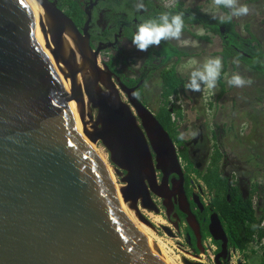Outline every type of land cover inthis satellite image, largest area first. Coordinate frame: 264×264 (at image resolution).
Segmentation results:
<instances>
[{
    "label": "water",
    "instance_id": "1",
    "mask_svg": "<svg viewBox=\"0 0 264 264\" xmlns=\"http://www.w3.org/2000/svg\"><path fill=\"white\" fill-rule=\"evenodd\" d=\"M36 1L50 29L36 13L46 49L67 86L71 83L79 119L46 60L24 3L0 0V264H166L122 209V203L129 206L157 233L143 213L161 214L154 197L164 201L168 218L176 200L198 251L205 254L170 134L136 89L107 65L100 66L108 47L93 49L91 19L80 31L57 2ZM82 135L108 152L121 182L122 203L114 191L116 176ZM194 204L205 210L198 195ZM175 218L172 225L179 233L180 219ZM163 230L175 238L172 230ZM209 234L220 244L215 264L228 263L229 239L217 214L210 218Z\"/></svg>",
    "mask_w": 264,
    "mask_h": 264
},
{
    "label": "rangeland",
    "instance_id": "2",
    "mask_svg": "<svg viewBox=\"0 0 264 264\" xmlns=\"http://www.w3.org/2000/svg\"><path fill=\"white\" fill-rule=\"evenodd\" d=\"M34 1L40 6L36 0ZM165 1L168 6H172V3L179 0ZM180 1L189 8L202 7L207 15L217 20H220L221 15L227 20L231 12L228 8L223 9L221 5L217 6L215 0ZM237 3L246 4L249 8L247 15L232 19L236 24L237 32L243 38H250V34L254 35L264 52V0H237ZM39 9L46 21L41 6ZM206 35L210 37L211 42L197 38ZM181 40L187 41V44H180L175 40L167 42L179 51L189 54V57L183 59L177 66V73L184 80L185 85L189 82L191 72L201 68L208 58H221L223 46L219 36L207 34L199 27L193 28L191 33H182ZM121 48V51L103 52L100 56V66L112 62L117 72L121 74L122 80L138 82L146 71L148 51H139L129 43H123ZM191 60H195L196 63L189 64ZM158 63H155L156 67H148L150 74L141 91V101L155 114L159 109L163 93L160 71H157ZM222 64V73L215 88L208 89L202 84L201 90L197 92L186 90L184 87L180 95L173 99L177 110L180 109L182 113L178 124L179 130L189 149L190 159L199 171H205L210 163L214 146H219L224 156L223 168L226 176L239 182L246 195L250 196L253 191H257L254 193V200L258 215L261 217L264 212V79L243 63L236 61L225 63L222 59ZM234 74L241 75L251 83H246L243 87L230 86L228 80ZM220 80L225 86L223 96H220L223 91L219 84ZM123 99L128 102L125 96ZM92 146L106 170L116 176L105 148L101 144ZM185 166L182 162L186 173ZM192 179L194 191L198 195L199 188L203 187V184L194 175ZM115 184V189L121 188V182L117 176ZM202 196L203 203L208 204L210 195L202 191ZM117 197L122 203L120 196L117 195ZM122 209L135 224V229L165 258L166 264H185L186 261L202 264L215 262L218 247L210 242L211 239L205 243L207 252L197 255L185 236H178L175 231V238L166 234L164 228L172 231L173 229L163 215L160 217L153 213L145 215L158 230L155 233L139 221L129 206L122 203ZM252 250L254 253L250 252L245 256L230 250L227 264H261L262 246L256 243Z\"/></svg>",
    "mask_w": 264,
    "mask_h": 264
},
{
    "label": "trees",
    "instance_id": "3",
    "mask_svg": "<svg viewBox=\"0 0 264 264\" xmlns=\"http://www.w3.org/2000/svg\"><path fill=\"white\" fill-rule=\"evenodd\" d=\"M62 10L67 11V15L74 21L77 27L84 24V13L79 2L73 0H61ZM224 9L225 7L221 5ZM150 10L149 19L158 18L161 14L169 15L183 14L184 31L183 33H191L193 28H202L207 34L219 36L222 40L221 58L225 63L228 61H236L243 63L250 70L256 72L264 79V52L257 38L250 34V38H243L236 30V24L230 20L221 23L220 20L214 19L207 15L202 7L188 8L185 3L179 2L172 9L147 3ZM133 35H131L132 40ZM200 40L211 42L208 35L197 37ZM189 54L179 51L167 41H161L157 46L148 48V67H156L160 71L162 80V95L159 109L156 113L157 119L164 129L170 134L176 144L180 159L184 163L186 173V192L188 196L194 193V181L192 175L197 177L203 184L199 189L210 195L208 204L203 203L205 214L199 215L200 225L204 239H211L209 234L210 216L217 214L225 229L229 239V249L243 256L248 253H254L252 248L254 244L262 246V263L264 264V229L262 223L264 220V212L261 217L258 215L257 206L254 200V193L250 196L243 192L239 182L228 178L224 172L223 159L224 156L219 146H214L210 163L205 171H199L190 159L189 149L183 140L180 130L179 121L182 113L177 110L174 98L180 95V91L184 88V80L177 73L178 64ZM116 75L120 76L116 67L112 62L104 63ZM171 66V67H169ZM136 81L127 83L128 87L137 84ZM222 87V94H225L224 84L219 82ZM141 96V94H139ZM257 192V191H256ZM204 219V221H203ZM213 245L220 248V244L213 241ZM196 253L199 251L196 249Z\"/></svg>",
    "mask_w": 264,
    "mask_h": 264
},
{
    "label": "flooded vegetation",
    "instance_id": "4",
    "mask_svg": "<svg viewBox=\"0 0 264 264\" xmlns=\"http://www.w3.org/2000/svg\"><path fill=\"white\" fill-rule=\"evenodd\" d=\"M51 2H57L58 7L61 11H63L67 15L66 10H62V2L61 0H49ZM80 3L82 6V11L84 13V24L79 28L80 31L85 29L87 22L90 20L89 28H88V34L90 35V41L91 45L94 50H97L98 48H107V50L103 51L106 52L108 50H117L121 51L122 44L123 43H129L132 44L131 35H134L136 31V27L138 24H141L145 22L146 20H149L150 16V10L147 7V3L158 5L161 7H164L166 9H172L174 8L177 3L182 1H177L175 3H172V6H168L166 4L165 0H143L144 8L142 10H138L136 8V4L139 2V0H73ZM184 3V2H182ZM189 8V7H188ZM90 14V15H89ZM68 16V15H67ZM69 17V16H68ZM91 17V18H90ZM70 18V17H69ZM148 51V49H147ZM102 52V53H103ZM150 70L148 66L146 67V71L143 74V77L138 81V83L133 86L129 87L130 89H136V95L141 100V94L142 88L144 87L147 78L149 77ZM118 76V75H117ZM121 79V74L119 76ZM124 84L131 82H125L122 80ZM127 86V85H126ZM128 87V86H127ZM190 154V152H189ZM212 156V155H211ZM211 159V157H210ZM125 175V174H124ZM176 179L175 176L171 178L170 180V187H172V180ZM162 181V176H159V183ZM186 187V180L184 183V188ZM186 190V189H185ZM187 194V192H186ZM196 195L195 191L191 196L187 197L190 200L192 210L194 214L196 215L198 221L200 220L199 215H204V211H200L197 206L194 204V196ZM200 200L202 201V190L199 189ZM154 201L161 210V214L163 215V218L166 219L167 223L170 227H172L173 231L176 232L178 236H185L187 239V242L189 243V237L191 238V243L189 245L191 247H194L195 253L197 249V240L191 231V229L188 227L186 223V216H184L179 211V207L176 203L175 199H172V202L175 204V210L170 218H168L166 209L163 207L164 201L159 200L154 197ZM203 203V201H202ZM144 215L149 214L147 211H143ZM160 215L158 217H160ZM175 215H178L180 219V227L181 231L178 233L172 224L177 223L178 220L175 218ZM212 216V215H211ZM210 216V218H211ZM209 218V220H210ZM204 221V219H203ZM200 222V221H199ZM210 224V223H209ZM202 230V228H201ZM203 235V234H202ZM207 240L204 239L203 236V243L205 245ZM198 250V249H197ZM220 252V248H217L216 255ZM198 255V253H196ZM199 254L200 251H199ZM215 264V262L213 263ZM227 264V263H226Z\"/></svg>",
    "mask_w": 264,
    "mask_h": 264
},
{
    "label": "clouds",
    "instance_id": "5",
    "mask_svg": "<svg viewBox=\"0 0 264 264\" xmlns=\"http://www.w3.org/2000/svg\"><path fill=\"white\" fill-rule=\"evenodd\" d=\"M217 6L223 5L225 8L231 10L227 20L241 17L249 13V8L246 4H238L237 0H215ZM138 10L144 8L143 0H139L136 4ZM220 22H225V17H219ZM184 17L183 14L169 15L167 13L161 14L158 18L149 19L138 24L136 31L132 37V44L139 51H146L151 46H157L161 41L175 40L180 44H187V41L181 40L184 31ZM195 60L189 61V64H195ZM222 59L220 57L208 58L201 68L191 72L189 82L184 85L186 90L200 91L201 85H206L208 89L215 88L217 80L222 73ZM246 81L241 75L234 74L228 80L230 86L243 87Z\"/></svg>",
    "mask_w": 264,
    "mask_h": 264
},
{
    "label": "bare ground",
    "instance_id": "6",
    "mask_svg": "<svg viewBox=\"0 0 264 264\" xmlns=\"http://www.w3.org/2000/svg\"><path fill=\"white\" fill-rule=\"evenodd\" d=\"M22 2L24 3L26 9L28 10V13L30 14V17L33 21V24H34V27H35V30H36V33H37V36H38V39H39V42H40V45L42 47V50H43V53L46 57V60L48 61V63L50 64L52 70L54 71V74L57 78V81L60 85V87L62 88V90L64 91V94L66 96V98L68 99V102L70 104V108L72 110V113L74 114V117L75 118H78V114H77V111H76V103H75V99L74 97L71 95L72 91V86H71V83L69 84V87L67 86L66 84V81L63 79L62 77V74L60 72V70L58 69V67H56V65L54 64V59H53V56L47 51L46 49V42H45V39H44V35L43 33L41 32V29H40V23H39V20H38V17L36 16V13H40L42 15V11L41 9H39L40 6L37 5V3L34 1V0H22ZM44 14V12H43ZM43 17V15H42ZM43 20H44V17H43ZM44 27L45 29L48 31V33L50 32V29L49 27L47 26V23L44 21ZM47 26V27H46ZM56 57L61 60V57L59 54L56 55ZM60 66H61V69L64 70V66L63 64L61 63L60 61ZM79 125L81 127V123H80V120H79ZM88 130L90 132H93L92 129L90 128V125L87 126ZM81 129V128H80ZM83 137V135H82ZM84 139V142L86 143V145L93 149L94 151L95 148L89 144V142L87 141V139L85 137H83ZM114 189H115V186H114ZM115 193L116 195L120 196L119 195V188L118 189H115ZM121 198V197H120ZM119 199V198H118ZM121 201H122V198H121ZM124 205V204H123ZM125 207V206H124ZM162 256V255H161ZM163 260H165V258L162 256ZM165 262V261H164Z\"/></svg>",
    "mask_w": 264,
    "mask_h": 264
},
{
    "label": "built area",
    "instance_id": "7",
    "mask_svg": "<svg viewBox=\"0 0 264 264\" xmlns=\"http://www.w3.org/2000/svg\"><path fill=\"white\" fill-rule=\"evenodd\" d=\"M262 229H264V220H263V223H262ZM212 242V241H210ZM256 244V243H255ZM237 254H239L238 252H236ZM240 255V254H239Z\"/></svg>",
    "mask_w": 264,
    "mask_h": 264
}]
</instances>
